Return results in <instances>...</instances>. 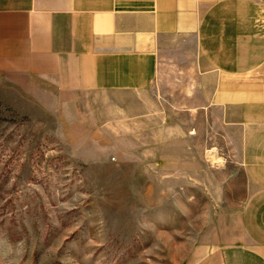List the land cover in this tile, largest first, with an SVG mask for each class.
Returning <instances> with one entry per match:
<instances>
[{
  "label": "rangeland",
  "instance_id": "obj_1",
  "mask_svg": "<svg viewBox=\"0 0 264 264\" xmlns=\"http://www.w3.org/2000/svg\"><path fill=\"white\" fill-rule=\"evenodd\" d=\"M170 66L143 118L0 86V264H193L234 225L248 188L236 128L193 107L192 72Z\"/></svg>",
  "mask_w": 264,
  "mask_h": 264
},
{
  "label": "crops",
  "instance_id": "obj_2",
  "mask_svg": "<svg viewBox=\"0 0 264 264\" xmlns=\"http://www.w3.org/2000/svg\"><path fill=\"white\" fill-rule=\"evenodd\" d=\"M259 0H0V86L39 101L92 94L120 117L161 107L160 74L236 128L248 188L193 264H264V15ZM170 66V67H171ZM169 67V68H170Z\"/></svg>",
  "mask_w": 264,
  "mask_h": 264
}]
</instances>
